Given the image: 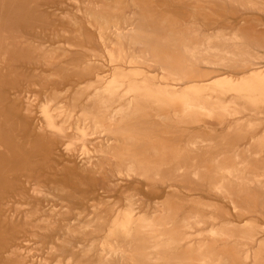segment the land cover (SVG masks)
<instances>
[{
	"label": "rangeland",
	"instance_id": "obj_1",
	"mask_svg": "<svg viewBox=\"0 0 264 264\" xmlns=\"http://www.w3.org/2000/svg\"><path fill=\"white\" fill-rule=\"evenodd\" d=\"M0 264H264V0H0Z\"/></svg>",
	"mask_w": 264,
	"mask_h": 264
}]
</instances>
